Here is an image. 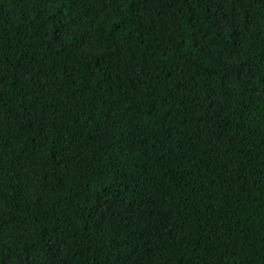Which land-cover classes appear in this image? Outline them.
<instances>
[{"label": "trees", "instance_id": "16d2710c", "mask_svg": "<svg viewBox=\"0 0 264 264\" xmlns=\"http://www.w3.org/2000/svg\"><path fill=\"white\" fill-rule=\"evenodd\" d=\"M0 264H264V0H0Z\"/></svg>", "mask_w": 264, "mask_h": 264}]
</instances>
